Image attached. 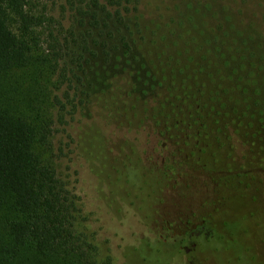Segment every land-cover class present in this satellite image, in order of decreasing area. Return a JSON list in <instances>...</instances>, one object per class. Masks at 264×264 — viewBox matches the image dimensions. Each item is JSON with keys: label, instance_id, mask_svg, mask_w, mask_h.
Listing matches in <instances>:
<instances>
[{"label": "trees", "instance_id": "trees-1", "mask_svg": "<svg viewBox=\"0 0 264 264\" xmlns=\"http://www.w3.org/2000/svg\"><path fill=\"white\" fill-rule=\"evenodd\" d=\"M57 1L60 18L49 6ZM247 1L264 7V0ZM140 3L0 0V264H121L128 247L156 264L168 253L177 254L169 264H188L187 257L202 242L232 252V242L220 232L183 236L154 225L167 190L184 167L171 153L164 162L155 163L159 151H167L169 144L151 122V113L154 117L157 112L153 102L163 95L160 101L179 95L175 88L179 80L187 89L193 83L202 98L215 101L216 90L205 92L216 88L213 82L204 88L196 78L215 66L216 55L198 44L181 63L171 54H157L176 77L156 81L151 95L139 92L127 72L98 70V61L107 64L114 55H127L136 43L142 53L151 45L145 36L142 43L133 39L129 25L131 17L136 20ZM136 21L141 34L153 32L152 26ZM172 48L176 53L178 46ZM144 55L152 56L149 50ZM87 72L95 77L88 85ZM65 84L75 92L72 99L68 92L64 94L66 102L55 92ZM184 91L185 96H193L191 90ZM85 93V100L77 99ZM56 119L64 132L69 130L68 153L61 148L64 160L57 152ZM228 131V135L224 130L213 132L211 138L224 150L229 145L234 161L249 156L245 136ZM156 139L160 140L157 146ZM117 140L119 163L113 156ZM260 159L264 167V152ZM248 177L250 200L243 194L225 196L223 206L240 215L245 233L253 237V250L241 248L240 253L252 254L249 264H264V193L260 190L264 171ZM131 217H139L150 234L125 230ZM178 255L183 256L180 262Z\"/></svg>", "mask_w": 264, "mask_h": 264}, {"label": "rangeland", "instance_id": "rangeland-1", "mask_svg": "<svg viewBox=\"0 0 264 264\" xmlns=\"http://www.w3.org/2000/svg\"><path fill=\"white\" fill-rule=\"evenodd\" d=\"M59 3L57 1L55 6L49 4L53 8L52 14L57 18L61 17ZM135 15L141 24L153 28V32L141 34L139 28L134 26L137 21L132 17L129 20L135 33L133 39L142 43L145 36L149 43L152 42L146 48L152 56L146 57V50L144 53L139 52L136 43L131 53L125 55L121 52L107 64L102 61L97 63L100 66L98 70L127 72L139 92L145 95L154 93L150 87L156 81L176 77L175 72L173 75L168 72V62L161 63L157 54L164 57L171 54L175 56V61L181 63L184 56H191L189 52L198 44L203 49L214 51L216 55L215 66L206 68L204 74L196 78L199 85L204 83V88L213 82L216 88L205 92L213 94L215 92L212 90H216L215 101L202 98L195 92L193 83L191 89H187L178 79L175 88L180 92L179 95H170L167 101H160L163 95L153 102L157 103V112L154 117L151 113V122L156 129L159 128L169 144L167 151H159L155 163L164 162L171 153L184 167L182 175L174 179L167 190L154 225L171 228L175 234L183 236L202 231L220 232L228 242H232V252L225 253L219 245L202 242L200 238L202 243L193 253L195 256L191 253L187 257L188 264H249L252 254L240 252L241 248L253 250V237L251 233H245L246 227L240 215L235 216L231 206L224 207L222 199L243 194L250 200L253 193L250 191L248 174L264 171L260 159L261 152H264V7L248 5L247 0H141ZM172 46H178L177 54ZM142 55L146 59L138 62L137 58ZM161 70H165V74H160ZM90 75L87 72L86 85L95 78ZM58 77L56 75L54 79ZM184 90H191L189 92L193 96H185ZM55 92L65 102L64 94L67 92L71 99L75 98L74 90H70L67 84ZM79 98L85 100L86 93ZM63 127L57 120L54 128L59 131L56 141L57 150L60 151L57 152L62 160L64 156L61 148L63 153H68L65 146L70 140L67 136L69 130L64 132ZM231 129L245 136L244 142L249 144V156L238 161L233 160L229 145L224 150L211 138L213 132L224 130L228 135ZM118 141H114L113 156L119 163L121 154ZM158 141L156 139L153 144L157 146ZM154 145L151 146L152 150ZM217 158L221 161H217ZM260 190L264 193V188ZM129 229L150 234L149 228L139 217L128 220L125 230ZM238 240H241V245ZM175 255L164 254L158 264H169L168 260L172 261ZM178 257L177 261L180 262L183 256ZM153 262L154 259L147 261L135 248L128 247L123 251L121 264H156Z\"/></svg>", "mask_w": 264, "mask_h": 264}]
</instances>
